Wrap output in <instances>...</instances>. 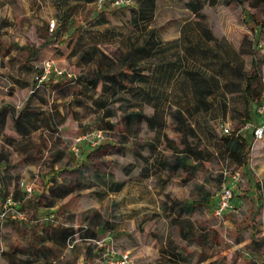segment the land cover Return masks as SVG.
I'll return each mask as SVG.
<instances>
[{
  "label": "rangeland",
  "instance_id": "rangeland-1",
  "mask_svg": "<svg viewBox=\"0 0 264 264\" xmlns=\"http://www.w3.org/2000/svg\"><path fill=\"white\" fill-rule=\"evenodd\" d=\"M97 4L96 8L90 6L84 15L89 17V11H93L92 15L99 21L88 18L75 26L82 27L88 34L87 58L65 64L63 74H49L35 87V69L29 77L27 72L22 76L18 71L0 70L2 87L4 77L13 81L20 77L31 83L24 84L29 87L19 90L13 101L1 104L0 113L13 116L31 94L39 99L37 111L68 115L65 126L56 129V137L53 134L47 143L39 141L37 159L43 170L42 179H47L45 173H49L46 174L48 179L53 173L77 177L78 171H83L87 179V187L76 185L73 193L56 201L54 211L47 210L52 211L54 217L44 225L72 227L75 233L68 238L66 247L74 249V245L79 244L77 253L86 246L92 247L91 252H86L85 264H119L123 256L126 260L123 264H184L178 260L177 251L187 255L185 264H264V243L252 241L264 240V199L256 186L264 177V138L252 149L251 131H239L238 112L243 108V99L234 87L226 89L229 103L224 113L220 109L184 111L186 123L194 130L189 140L198 143V149L202 150L198 159L195 156L188 159L189 167H196L187 169L170 168L181 141L173 116V111L183 107L177 100L180 93L177 82L166 87L167 98L160 109L164 114L161 133L150 126L151 104H137L138 101L132 99L128 78L123 80L122 88L113 86L105 91L104 84L99 83L85 89V78L98 75L96 60L101 53L116 63L114 70L119 69L121 58L133 39L136 41L143 33L148 35L153 30L160 42L172 43L170 47L179 46L176 41L183 24L189 22L194 26L192 23L200 19L216 39L211 45L229 53L240 65L241 74L251 77L252 86L260 85V78L264 76V4L252 7L235 0L228 5L207 3L199 10L202 17L188 9L184 0H154L152 8L144 0L141 4L136 0L128 3L97 0ZM145 9V17H142ZM260 32L255 43L261 46L252 49L250 43ZM29 42L27 45L35 47L41 40ZM42 59L35 62L38 64ZM224 74L225 77L220 74L219 80L233 79L240 90L243 77ZM47 93L49 100L45 98ZM99 100L106 104L100 106ZM212 102L217 103L216 99ZM134 109H139L143 117L128 128L125 115ZM105 121L113 123L114 128L102 132L99 142L91 144L98 138L96 131L106 128ZM222 122L230 128V141L251 145L247 149L246 163L239 162L243 155L239 147L222 146ZM83 136L76 143L79 153L75 155L72 146L76 138ZM39 137L42 140L43 136ZM57 150L65 153L63 161L68 162L60 172L52 168L53 154ZM222 150L225 156L221 155ZM96 171L104 174L103 177L110 173L114 181H121L123 185L116 191L107 190L94 180ZM37 178L36 191L30 201H21L17 195L22 209L32 218L42 217L46 212L43 192L37 198L46 183H41L40 175ZM223 185L232 192L233 208L218 219L214 209ZM181 203L192 209L180 210ZM37 209L44 212L35 214ZM180 226L190 234H180ZM95 231L96 236L91 237L90 233ZM10 236L9 232L0 230V264H9L1 251L9 245Z\"/></svg>",
  "mask_w": 264,
  "mask_h": 264
},
{
  "label": "trees",
  "instance_id": "trees-1",
  "mask_svg": "<svg viewBox=\"0 0 264 264\" xmlns=\"http://www.w3.org/2000/svg\"><path fill=\"white\" fill-rule=\"evenodd\" d=\"M92 1V0H89ZM141 4L142 0H136ZM145 3H149L152 8L154 0H144ZM200 3L195 5L186 4V6L199 14L203 3H206L207 0H197ZM238 3H243L242 0H235ZM227 0L225 3L227 4ZM208 3H214L213 0H208ZM260 3H264V0H250L248 5L252 7L258 6ZM58 2V15L56 16L59 25L53 30V32H46L44 37L39 45L33 47L32 45H26L23 47L26 51V62L29 65L32 60H36L42 50L46 47L58 48L59 46L66 43L68 38L72 35L61 34V26L64 24V18L61 14V7ZM140 8V7H139ZM150 9V8H149ZM67 10H65L66 12ZM64 12V14H65ZM146 9L142 13V17H145ZM202 17L201 14H199ZM206 28V27H205ZM194 29L200 32L202 37L206 38V41L211 40L212 42L216 41L208 28L204 30L200 23H196L194 26H191V23L186 22L181 28V35L179 40L176 41L179 43L174 47H170L172 43L167 44L166 42H160L156 35H154L153 30L149 31L148 35L143 33L141 38L138 40H132L130 47L127 52L122 56L120 64L121 68L113 69L116 65L114 61L108 59V57L101 53V56L96 60L98 75L92 78H85V89L96 87L99 83L104 84V90H109V87H124L123 80L128 78V86L132 99L138 101L137 104L141 102H148L151 104L153 109V116L150 119L149 123L152 128H154L158 133L162 131V116L164 115L160 109L161 105L166 101V87L168 85L173 86L177 82L180 93L177 96L183 107L182 109H177L173 111L174 120L176 123V129L180 133L181 141L180 148L177 149L174 162L170 166L172 169H187L190 164L188 159L191 156H195L198 159L202 153V150L198 149V143L189 140V135L194 133V130L186 123V119L183 115L184 111L188 113L204 111V112H213L216 109H220L221 112H225L228 107V101L226 100V89L229 87H234L237 92H239L241 98L243 99V108L238 112L239 115V124L240 126L244 125L248 121L254 119V108L258 102L262 84L260 85H251V77L249 75L241 74V67L236 62V60L229 55V53L220 51H213L211 48H207L205 43L200 42L199 40H193L190 35L193 34ZM86 32V31H85ZM87 34V33H86ZM88 36V34H87ZM89 40V38H88ZM87 46L78 54L77 60L80 62L83 59L87 58L85 52ZM169 53V58L167 57ZM149 63V64H147ZM36 74H41L42 70L35 69ZM224 72H229L230 75H233L235 78H240L242 76V85L239 90L237 81L233 79H228V81L219 80L222 77H225ZM10 79V77H9ZM36 82L34 81L33 86ZM105 90V91H106ZM31 98V94L28 96L21 111H24L28 108V102ZM210 98V100H209ZM216 99V104H213L212 100ZM100 106H104L106 103L102 100L98 101ZM20 111V112H21ZM35 114L39 115L42 112L35 110ZM14 115V113H13ZM143 114L139 109H134L129 111L125 118L126 124L132 125L136 120L142 118ZM164 118V116H163ZM40 119V118H39ZM103 129L100 131L105 132L107 130H112L114 124L105 121ZM55 134V137L58 135V132L53 129L52 135ZM252 137V136H251ZM222 146L230 147H239V153H243L242 158L239 162H247V149L251 146L248 143H235L236 140L230 141L231 135L223 134L220 136ZM251 144V143H250ZM238 145V146H237ZM63 153V152H62ZM222 156L224 151H220ZM59 157L58 153L54 155V158ZM165 166L166 163H161ZM195 165H191L189 168H194ZM104 174H100L97 171L93 173L94 180L97 181L100 185L105 187L109 191H116L121 188L123 182L114 181L110 173L103 177ZM82 177H85L84 174ZM257 189L261 192V198L264 199V177L260 183L256 184ZM72 187L68 186H50L48 190V195L43 197L45 198L44 206L50 207L53 206L56 201L60 198H63L70 193ZM190 204V203H189ZM166 208V207H165ZM180 210H191L192 207L186 204H179ZM75 231H73L70 226H58L51 227V225H44L39 229L38 232H34L33 241L29 243V247L25 248H16L20 253L24 255L23 258H19V261H14V258L11 257L12 253H7L1 251L2 254H7L6 257L10 260V264H25L26 260L42 258L46 262L45 264H75L72 261H48L49 257H58L62 254V249L66 248V243L68 238L70 239ZM97 231L91 232V237L96 236ZM180 234L186 236L190 234L185 232L180 226ZM254 239V236L252 237ZM47 241H52L56 247L53 245L46 244ZM255 243L262 242L264 240H252ZM86 251L91 252L92 247L86 246ZM13 251V253L15 252ZM74 249H67L66 254L72 257ZM177 258L180 262L186 263L187 255L182 252H176ZM208 264H223L220 262H211Z\"/></svg>",
  "mask_w": 264,
  "mask_h": 264
},
{
  "label": "crops",
  "instance_id": "crops-1",
  "mask_svg": "<svg viewBox=\"0 0 264 264\" xmlns=\"http://www.w3.org/2000/svg\"><path fill=\"white\" fill-rule=\"evenodd\" d=\"M213 1L214 3L212 4H216L218 2L222 3L223 5L226 4L225 0ZM227 1L228 2L226 5L234 2V0ZM242 1L248 5L250 0ZM58 2L61 4V14L63 15L65 21L61 26V34L64 35L66 33L69 34L70 32L73 33L68 38L66 43L59 46L58 48H44L39 54L38 58L51 59L61 68L64 67L65 64L76 62L78 54L86 46H88L90 42L85 30L82 27L76 28L75 26L83 24L88 18H93L94 20L99 21L97 16H94V14L92 15L93 11H89L91 14L89 17L84 15L90 6L93 8L97 7V0H0V70L8 69L15 72L18 71L20 73L19 75L22 76L25 75V72H27L28 77L31 75L38 64L35 62V60L31 61L32 65H29L26 62V51L23 49V47L29 44V41L32 39H40L42 41L44 34L49 32V19H55L57 26L59 25L60 22L56 19V16L58 15ZM184 2L185 5L188 3L193 5L200 3L197 0H184ZM205 4L206 3H203V5ZM262 4L264 3H260L258 6ZM65 10L67 11L65 12ZM196 23H200L204 30L208 28L204 25L202 19L192 24L195 25ZM256 34V36L254 35L255 38L253 39V42L250 43L252 49H254V47L257 48L258 46H261L260 43H258L257 46L255 43L258 40V35H260L261 32ZM190 37L193 40H199L200 42L205 43L207 48H211L213 51L216 50L213 45H211L212 41L208 39V41L205 42L206 38L202 37L200 32L197 30L194 29V32L192 35H190ZM72 59L74 60L72 61ZM38 63H40V61H38ZM29 83L30 80H21L19 77V80H11L9 84L4 83V87L0 85V105L13 101V98H15L14 96L19 93V90L27 89L29 87L28 85L24 84ZM1 89L7 90V92L3 93ZM49 97L50 94L47 93L45 98L49 100ZM38 100V98L35 99L31 95L27 105L28 108L24 111L20 110L21 112L18 111L13 116H9L7 113H0V201L11 189H15L19 200L30 201L29 198L31 197L33 191H36L35 186L38 184L39 180L37 176L39 175L41 178V183L44 182L46 185L45 187L43 186V190L39 191L37 198L40 197L42 192L45 196H47L50 186L72 187L70 193L64 197H67L73 193L76 185L79 187L82 185L84 187L88 186L85 183L87 179L82 177L84 174L83 171H78L77 177L61 176L63 173H56V175L53 173L49 179V173H45V178L47 179H42L43 170L40 169L41 164L37 159L39 141L41 143L49 142V138L53 136L52 130H56L57 128L59 130L61 127H64L66 118L68 120V115L65 117L64 114L59 115L49 111H44L37 115L34 112L37 108V104H39ZM43 100L46 101L45 99ZM253 115L254 119H257V114L255 111L253 112ZM40 135L43 136L42 140H40ZM57 153L59 157L53 159L52 168L60 172L61 168H66L68 166V162L63 161L65 158V153H62L60 150L55 152V154ZM19 181L31 184L32 192L30 194H26L23 188L19 187ZM82 181H84L83 184ZM54 206H45L46 212L43 213L42 217L40 215V217L32 218L30 216L31 214L26 212L25 221H5L0 230L9 232L11 235V240L8 242L9 245L5 246V249L2 251L12 253L11 257H13L14 261L16 262L19 261V258H23L24 255L20 253L17 248H28L29 243L34 240V232H38L45 223L53 220L54 215L52 211L50 212L47 210L51 209L54 211ZM34 211L35 214H37L36 212L39 213L40 209ZM41 212L44 211L41 210ZM36 224L43 225L39 226ZM46 244L56 247L52 241H47ZM78 246L79 244L74 245L72 257L66 254V247L62 249V254H60V256L49 257L48 261L55 262L57 260H69L75 264H85L88 253H86V248H83L82 252L79 251L77 253L76 250L78 249ZM14 247H17L16 251ZM13 251L15 252L13 253ZM6 255L7 254H3L5 258H7ZM7 260L10 264V260L8 258ZM46 261L42 258H37L26 260L25 264H45Z\"/></svg>",
  "mask_w": 264,
  "mask_h": 264
},
{
  "label": "built area",
  "instance_id": "built-area-1",
  "mask_svg": "<svg viewBox=\"0 0 264 264\" xmlns=\"http://www.w3.org/2000/svg\"><path fill=\"white\" fill-rule=\"evenodd\" d=\"M128 3L129 0H116V3ZM208 3V0L206 1V4ZM56 20L55 19H49L48 20V30L49 32H53V30L56 28ZM40 67L42 70V73L35 74L34 81L36 82L35 86H39V83H41L45 77L49 74H55L60 75L63 74V69L58 67L54 61L51 59H43L38 63L37 67ZM3 81L5 84H9L11 80L8 77H4ZM260 82L262 84V88L260 91L258 102L254 108V111L257 114V119L248 121L244 125L240 127L239 131L242 130H250L251 136L253 139V145L261 141L264 138V76L260 78ZM34 86V87H35ZM33 91V90H32ZM220 132L221 134H228L230 133V128L226 123L220 124ZM96 136L98 137L96 140H92L91 144L95 145L99 142L100 137L102 135V131L98 130L96 131ZM83 137H79L75 139V143L72 146V150L75 155H78L79 153V147L76 145L77 142H80ZM253 148V147H252ZM224 175L227 173L226 169L223 170ZM237 175L234 176V178ZM19 187L23 188L24 192L26 194H30L32 192V185L29 183H25L23 181H19ZM231 198H232V192L230 188L227 185H223L220 190V194L218 196V202L214 209V215L218 219H222L224 214L231 209ZM7 220H18V221H25L26 220V212L22 209L20 201L17 198V194L15 189H11L2 199L0 202V228L2 227L3 223ZM262 224L264 225V220H262ZM125 256H123V259L119 262V264L125 263Z\"/></svg>",
  "mask_w": 264,
  "mask_h": 264
}]
</instances>
